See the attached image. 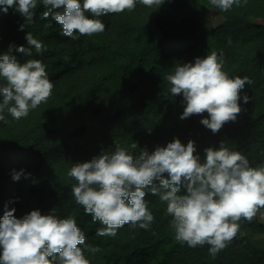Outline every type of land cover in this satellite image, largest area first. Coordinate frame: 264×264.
<instances>
[{"label":"clouds","instance_id":"9594fccd","mask_svg":"<svg viewBox=\"0 0 264 264\" xmlns=\"http://www.w3.org/2000/svg\"><path fill=\"white\" fill-rule=\"evenodd\" d=\"M38 3L45 9L41 20L50 18L60 26L61 36L76 40L103 33L106 25L100 17L131 12L137 3L160 8L165 0H0V15L10 9L18 13L24 21L18 30L24 31L34 23ZM209 3L227 12L248 0ZM25 40L26 45L10 44L0 53V122L7 123L5 112L13 120L26 118L52 95L54 82L43 61L18 59L32 56L33 49L42 55L47 46L31 32ZM224 64L223 52L212 51L178 64L166 77L171 95L182 96L180 119L207 113L200 123L213 134L237 120L241 103L250 99L242 90L253 83L246 75L230 77ZM132 148H137L135 142ZM10 175L13 182L31 176L23 168ZM67 175L77 182L71 188L75 203L102 225L96 236L115 237L125 225L149 229L154 216L145 197L151 194L166 203L174 239L190 248L207 244L213 258L237 236L241 218L251 221L264 208V164L252 167L242 152L223 141L218 148H205L203 159L194 141L183 144L175 137L151 152L140 149L138 155L116 145L90 161L72 164ZM11 202L0 217V264H90L84 253L100 251L87 243L74 216L61 218L53 209L47 214L36 209L17 218L16 209L9 210Z\"/></svg>","mask_w":264,"mask_h":264},{"label":"trees","instance_id":"16d2710c","mask_svg":"<svg viewBox=\"0 0 264 264\" xmlns=\"http://www.w3.org/2000/svg\"><path fill=\"white\" fill-rule=\"evenodd\" d=\"M208 1L165 0L160 6L159 15L172 23L175 30L155 31L152 27V41L147 49H128L124 74L115 82L113 94L106 100L109 108L107 125L118 124L120 128L115 136L122 142L120 147L134 155H138L140 149L151 152L158 145L166 146L173 136L183 144L194 141L202 159L205 148H218L223 141L230 150L242 152L252 167H258L264 164V0H248L246 5L233 6L227 12L217 8L224 21L212 31L205 24ZM44 10L38 3L34 23L27 24L24 31L18 30L24 23L18 13L10 9L7 15H0V53L6 52L10 44L26 45V32H31L47 46V51L39 55L33 49L32 56L18 55V59L21 62L42 60L54 87L60 86L67 75H75L84 65L100 58H111L98 44L89 48L87 36L76 40L61 36L58 24L50 18L47 21L40 19ZM116 15L100 17L106 25L104 32L113 26ZM46 23L51 27H44ZM122 29L124 34L134 31L128 24L122 25ZM212 51L223 52V70L230 77L246 75L253 81L242 90L250 98L247 104L241 103L242 114H245H239L235 122L226 123L216 134L200 123L207 113L180 119L182 96L171 95V85L166 79L178 64L203 58ZM142 60H152V63L145 71H136L141 68L138 64ZM89 100L82 101L87 105L83 114L95 112ZM158 118L161 119L157 122ZM95 128L91 132L100 133L98 126ZM78 135L67 134L55 145L52 144V128L33 140L27 136L0 139V168L15 169L30 164L35 171L33 187L40 195L38 205L21 211L16 209L14 215L17 218L36 209L42 214L53 209L61 218L74 216L87 236V243L110 247L96 264H264V245L255 242V236L264 233V225L256 216L251 221L241 218L237 236L213 258L207 244L190 248L174 239L173 230L167 228L171 217L166 214V203L151 194L145 197L154 216L149 229L129 225L120 228L118 231L129 230L131 233L126 246H119L115 237L96 236V229L102 225L94 223L83 207L75 203L71 188L77 182L63 180L55 165L63 161L71 164L90 161L101 151L112 149L88 140L89 144H83ZM133 142L137 148H132ZM4 206L0 204V217L4 214ZM260 210L264 211V208Z\"/></svg>","mask_w":264,"mask_h":264},{"label":"rangeland","instance_id":"374dc122","mask_svg":"<svg viewBox=\"0 0 264 264\" xmlns=\"http://www.w3.org/2000/svg\"><path fill=\"white\" fill-rule=\"evenodd\" d=\"M224 19L209 1L205 8V24L212 31L222 24ZM128 24L133 32L124 34L122 25ZM160 29H173L172 23L164 21L159 15V7H146L142 3H137L136 8L131 12L119 13L114 17L113 26L103 33L87 36L86 45L98 44L102 52L111 55L108 60L100 58L99 61L84 65L75 75L69 74L58 87H54L52 95L46 103L40 104L36 109L30 111L26 118L13 120L10 114L5 112L7 123L0 122V139L8 136H27L33 140L42 135L45 131L52 128L54 141L52 144H60L67 134H79V141L87 143H103L113 149L116 145L121 146V141L115 136L118 128L116 125H107L108 115L107 98L113 94L114 84L120 81L127 65V51L130 48H136L138 51L147 49L152 41V33ZM138 45V46H137ZM142 60L138 65L140 69L136 71H145L152 60L144 63ZM134 65L131 67L133 71ZM90 96V98H88ZM85 99H91L89 102L95 109L94 113L83 114L87 105L82 104ZM241 115L245 114V112ZM161 118H158L157 122ZM100 133L94 134L97 127ZM50 131V130H49ZM85 131V132H84ZM84 132V133H82ZM87 132V133H86ZM173 139V136H172ZM89 144V143H87ZM72 167L70 162L63 161L56 164L57 174L63 180L75 181L67 175ZM23 168L26 173H30L29 179L23 177L19 182H13L11 171L13 169L0 168V204L12 201L8 206L18 209H31L38 205L40 195L34 190L35 171L30 164H24L15 170ZM264 211L259 210L256 218L259 223L264 225ZM170 228V227H167ZM131 238L129 230L118 231L115 240L119 246H126ZM255 242L264 245V233L255 236ZM99 246L100 251L92 254L85 252L86 258L90 264H96L101 256L110 250L109 246Z\"/></svg>","mask_w":264,"mask_h":264}]
</instances>
